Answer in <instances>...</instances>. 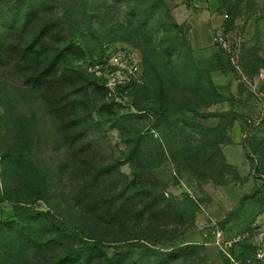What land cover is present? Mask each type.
Segmentation results:
<instances>
[{
  "label": "rangeland",
  "instance_id": "374dc122",
  "mask_svg": "<svg viewBox=\"0 0 264 264\" xmlns=\"http://www.w3.org/2000/svg\"><path fill=\"white\" fill-rule=\"evenodd\" d=\"M31 1L0 0L1 41L11 39L4 15ZM193 1L39 0L34 26L58 22L84 51L58 86L34 88L33 62L0 52V264L251 257L263 205L264 0H208L209 22L204 9L191 14ZM61 116L94 156L61 134ZM115 164L84 189L89 170ZM217 230L250 237L221 248Z\"/></svg>",
  "mask_w": 264,
  "mask_h": 264
},
{
  "label": "trees",
  "instance_id": "16d2710c",
  "mask_svg": "<svg viewBox=\"0 0 264 264\" xmlns=\"http://www.w3.org/2000/svg\"><path fill=\"white\" fill-rule=\"evenodd\" d=\"M42 12L39 0L25 4L18 3L8 15L3 17L11 39L7 41L0 40V52L8 53L14 60L33 62L34 69L28 82L36 89L61 84L64 78L61 75V70L70 65L72 58L76 59L84 56L83 49L76 43L74 37H67L70 39L64 40V30L60 23L44 22L37 27L34 26L33 19ZM143 16H146V14H143ZM29 30L34 32L33 39L29 44H23V37ZM40 51H43L42 54ZM61 117V134L73 144H79V154L94 156L93 151L81 141V134L77 132L78 122L65 118V116ZM118 166V164L102 165L98 171L89 170L85 177L84 189L90 192L96 186L100 176L110 175L112 170L119 169ZM256 171L260 175L264 174L259 164L256 166ZM87 202L89 204L88 198ZM92 206L95 205L90 201L89 207Z\"/></svg>",
  "mask_w": 264,
  "mask_h": 264
},
{
  "label": "built area",
  "instance_id": "2783aa9c",
  "mask_svg": "<svg viewBox=\"0 0 264 264\" xmlns=\"http://www.w3.org/2000/svg\"><path fill=\"white\" fill-rule=\"evenodd\" d=\"M219 43L223 45V47H226V43L224 42V39L220 36ZM117 84H114V88H117ZM247 123L252 124V120H247ZM259 189L261 196L263 198V205L262 209L260 211L259 215V221L257 223L256 231L253 235V254L251 257L246 259L245 262H240L236 264H264V175L260 176V182H259ZM215 238L216 242L215 244L217 246H220L221 248H229L233 243H239L245 238H249L250 235L247 233L243 237H236L233 241H227L225 239V233L224 231L217 230L215 232Z\"/></svg>",
  "mask_w": 264,
  "mask_h": 264
},
{
  "label": "crops",
  "instance_id": "0c3cea01",
  "mask_svg": "<svg viewBox=\"0 0 264 264\" xmlns=\"http://www.w3.org/2000/svg\"><path fill=\"white\" fill-rule=\"evenodd\" d=\"M208 6H209L208 0H203L202 2L200 0V3H198L197 0H194L193 1V4H192V9L193 10L191 9L192 10L191 11V14H193L195 8L196 9L201 8L202 10L204 9L202 11L204 13V19L209 22V20H211L214 17V15L211 14L208 10H206L208 8ZM196 16L197 15H195V17ZM258 220H259V218H258ZM258 220H257V223H258ZM257 223H256V225H257Z\"/></svg>",
  "mask_w": 264,
  "mask_h": 264
}]
</instances>
